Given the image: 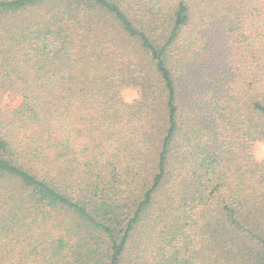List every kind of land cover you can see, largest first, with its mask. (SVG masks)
<instances>
[{
  "label": "trees",
  "instance_id": "1",
  "mask_svg": "<svg viewBox=\"0 0 264 264\" xmlns=\"http://www.w3.org/2000/svg\"><path fill=\"white\" fill-rule=\"evenodd\" d=\"M256 142L264 0H0V264H264Z\"/></svg>",
  "mask_w": 264,
  "mask_h": 264
},
{
  "label": "rangeland",
  "instance_id": "2",
  "mask_svg": "<svg viewBox=\"0 0 264 264\" xmlns=\"http://www.w3.org/2000/svg\"><path fill=\"white\" fill-rule=\"evenodd\" d=\"M139 94V89L134 86L126 87L121 93L123 101L128 104L138 100L140 97ZM251 152L257 162L264 160V142L253 143L251 146Z\"/></svg>",
  "mask_w": 264,
  "mask_h": 264
}]
</instances>
